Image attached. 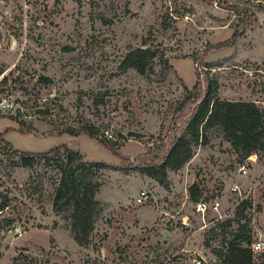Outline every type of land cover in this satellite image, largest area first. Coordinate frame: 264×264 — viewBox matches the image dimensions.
<instances>
[{
  "label": "rangeland",
  "instance_id": "obj_1",
  "mask_svg": "<svg viewBox=\"0 0 264 264\" xmlns=\"http://www.w3.org/2000/svg\"><path fill=\"white\" fill-rule=\"evenodd\" d=\"M139 46L160 50L155 73L120 68ZM2 70L0 264H191L198 254L218 264L216 250L241 224L245 237L264 235V151L244 158L220 125L206 130L182 168L168 170V186L135 168L163 157L195 106L187 96L198 82L206 89L207 77L221 99L264 104V9L253 0H0ZM83 125L117 151L59 132ZM64 145L127 168L93 176L87 246L74 238L69 209H54L61 171L47 157ZM24 152L37 157L32 166L14 164ZM142 191L151 195L145 203L137 201ZM243 199L252 205L239 215Z\"/></svg>",
  "mask_w": 264,
  "mask_h": 264
},
{
  "label": "trees",
  "instance_id": "obj_2",
  "mask_svg": "<svg viewBox=\"0 0 264 264\" xmlns=\"http://www.w3.org/2000/svg\"><path fill=\"white\" fill-rule=\"evenodd\" d=\"M264 9V0H253ZM160 56V50L151 46H139L130 49L123 57L120 68H134L141 75H151L155 73V60ZM167 62L168 60L165 59ZM4 70L0 72L2 74ZM9 81V75H4L0 80V90ZM48 81L47 77L41 76L39 82ZM218 82L207 77V87L202 90L198 82L194 89L190 91L187 100L194 99L195 106L185 123L182 132L175 136L168 146L163 157L154 163L138 165L135 168L146 173L161 184L168 186V170H178L182 168L193 156V145L206 138V130L215 124L220 125L237 152H241L244 158L253 154L259 155L264 151V104L256 100L244 99H221L216 96ZM186 101L182 102L181 108ZM22 124V123H21ZM22 131V130H21ZM30 132L31 130H27ZM24 132V131H22ZM69 133L72 136H79L82 133L98 138L101 143L109 147L114 152L117 151L118 143L107 140L99 136L98 128L92 125L81 127L65 126L60 131ZM9 147L12 143L6 141ZM56 147L52 152L57 156L47 157V159L57 163L61 171L60 183L56 187L54 194V209L61 211L69 209L71 227L75 240L80 246L90 244V233L94 226V216L96 212V193L99 183L94 180L95 175L100 174L102 169H122L118 165H113L105 161H91L79 150L63 146ZM48 156V155H47ZM51 156V155H50ZM37 157L34 154L24 152L20 161L16 165L24 167L32 166ZM191 199L198 202L200 189L194 184L189 189ZM251 202L243 199L237 207V214L242 215ZM247 224L240 225V231ZM239 231L237 238L230 240L224 249L216 250L219 255L218 264H257L250 244L253 241L251 235L245 237V233ZM244 239H243V238Z\"/></svg>",
  "mask_w": 264,
  "mask_h": 264
},
{
  "label": "built area",
  "instance_id": "obj_3",
  "mask_svg": "<svg viewBox=\"0 0 264 264\" xmlns=\"http://www.w3.org/2000/svg\"><path fill=\"white\" fill-rule=\"evenodd\" d=\"M240 171L243 174H247L248 172L245 166H242L240 168ZM150 198H151L150 193H148L147 191H142L139 194L137 201L139 203H145L149 201ZM198 205L200 208H202V206H204V203L199 202ZM13 228L15 234L17 235H22L24 233V230L19 225H15ZM250 248L253 251L255 261L257 262L259 256L264 254V235L253 239V241L250 244ZM191 264H211V262L205 256L198 254V255H193V257L191 258Z\"/></svg>",
  "mask_w": 264,
  "mask_h": 264
},
{
  "label": "water",
  "instance_id": "obj_4",
  "mask_svg": "<svg viewBox=\"0 0 264 264\" xmlns=\"http://www.w3.org/2000/svg\"><path fill=\"white\" fill-rule=\"evenodd\" d=\"M3 77H4V75H3ZM1 80V79H0Z\"/></svg>",
  "mask_w": 264,
  "mask_h": 264
}]
</instances>
